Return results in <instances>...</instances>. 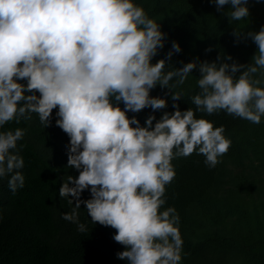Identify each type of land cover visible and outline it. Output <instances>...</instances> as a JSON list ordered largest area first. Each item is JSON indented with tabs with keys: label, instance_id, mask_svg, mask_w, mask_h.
Masks as SVG:
<instances>
[{
	"label": "clouds",
	"instance_id": "1",
	"mask_svg": "<svg viewBox=\"0 0 264 264\" xmlns=\"http://www.w3.org/2000/svg\"><path fill=\"white\" fill-rule=\"evenodd\" d=\"M208 2L229 23L250 15L249 0ZM233 35L236 43L251 39L256 45L251 63L218 55L175 68L170 62L180 44L173 41L165 58L153 63L167 34L134 0H0V179L9 177L13 194L25 186L19 154L25 145L18 148V142L27 129L5 125L35 114L50 127L56 110L55 126L69 138L65 167L78 173L62 179L59 197L72 208L61 218L87 232L79 214L84 205L93 224L115 229L113 240L124 249L117 259L180 264V216L174 207L160 210L176 176L172 161L195 154L209 169L222 162L232 141L224 126L204 115L223 112L254 125L264 119V26ZM194 71L195 108L181 110L184 92L174 89ZM157 86L168 90L164 98L151 95ZM169 99L173 110L165 111ZM145 109L151 114L143 125L128 115Z\"/></svg>",
	"mask_w": 264,
	"mask_h": 264
},
{
	"label": "trees",
	"instance_id": "2",
	"mask_svg": "<svg viewBox=\"0 0 264 264\" xmlns=\"http://www.w3.org/2000/svg\"><path fill=\"white\" fill-rule=\"evenodd\" d=\"M134 2L167 34L165 47L153 63L165 58L173 41L182 49L170 62L175 68L196 58L212 62L218 55L248 64L257 51L251 39L236 43L233 32H258L264 26V0H249L247 20L231 23L208 0ZM229 8L224 6L223 12ZM210 46L213 50L206 53ZM198 78L199 72L194 71L184 85L174 89L184 92L178 101L181 110L195 108L190 97L199 91ZM166 92L157 86L151 95L164 98ZM168 103L165 111H172V101ZM55 111L50 127L44 128L34 114L31 120L13 122L3 129L19 127L27 133L18 142V148L25 145L19 152L25 162L20 170L25 186L13 194L9 177L0 179V264H127L116 258L124 249L113 240L115 229L93 224L84 205L79 214L87 232H78L75 224L61 218L72 208L59 197L62 179L78 173L65 167L69 138L55 126ZM149 114L150 109L128 113L129 117L136 115L141 125ZM154 114L159 119L162 113ZM202 115L197 113L198 118ZM204 118L217 127L224 126V135L232 145L214 169L204 164L202 155L172 161L176 176L167 186L166 204L160 210L174 207L180 216L184 242L180 264H264V119L254 125L223 112ZM89 198L85 191L82 199Z\"/></svg>",
	"mask_w": 264,
	"mask_h": 264
}]
</instances>
